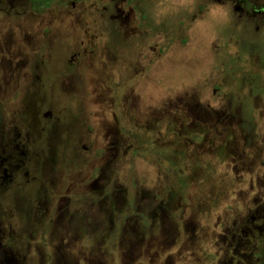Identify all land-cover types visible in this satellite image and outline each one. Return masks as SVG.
I'll list each match as a JSON object with an SVG mask.
<instances>
[{
	"label": "flooded vegetation",
	"instance_id": "af4514ba",
	"mask_svg": "<svg viewBox=\"0 0 264 264\" xmlns=\"http://www.w3.org/2000/svg\"><path fill=\"white\" fill-rule=\"evenodd\" d=\"M167 1L0 0V22L22 19L23 32H38L43 22L47 28L59 24L41 30L45 51L43 44L37 51L18 50L19 69L11 67L14 58L7 48L14 35L6 33L0 41V264H264V0H193L186 9ZM155 3L167 6L161 20L166 32L185 20L204 30L203 14L212 8L210 32L216 42L186 56H205L201 62L213 71L203 73L207 76L195 90L184 91L187 97L171 98L183 105L180 127L165 121V132L145 129L152 138L169 140L159 145L141 136L153 148L132 150L137 161L161 151L157 154L161 164L167 163V173L175 174L179 186L194 183L197 197L183 198L192 206L182 205L174 189L149 213L143 197H126L117 182L108 190L120 148L125 155L132 147L126 143L138 140L142 128L135 117L134 126L113 112V124L103 122L102 141L89 144L92 129L83 114L67 119L55 110L59 93L74 97L80 90L79 69L96 52L97 33H108L106 50L117 63L116 48L122 50L127 37L119 32L135 10L147 19L151 33L159 28L153 25ZM125 5L131 6L128 11ZM239 21L246 42L234 34ZM61 33L78 43L64 59L56 46ZM24 34L25 43L41 44ZM230 35L241 38L234 40L241 44L237 51L226 44ZM131 57L124 53V63ZM244 63L242 70H259V81L236 79L234 71ZM163 84L157 93L143 95L153 101L178 92ZM131 94L135 108L143 106L142 98ZM171 99L167 102L176 101ZM81 163L84 176L83 168L77 169ZM228 198V209L216 215ZM161 235L167 238L160 240Z\"/></svg>",
	"mask_w": 264,
	"mask_h": 264
},
{
	"label": "rangeland",
	"instance_id": "374dc122",
	"mask_svg": "<svg viewBox=\"0 0 264 264\" xmlns=\"http://www.w3.org/2000/svg\"><path fill=\"white\" fill-rule=\"evenodd\" d=\"M167 3H171L175 7H183L186 9L190 6L192 7L193 0H169ZM129 7L131 6L125 5L123 9L128 11ZM154 8L155 12H153L154 14L152 17L154 23H152L156 28L159 27L156 32H150V28H147V19L145 18L143 20L140 11L136 10L134 12V18L129 21V24L127 23V26L123 25V29L119 33H123L127 37L125 38L124 36L125 42L123 49L120 50V48H116V50H118L117 56L119 57L117 63L112 61V56L108 55L106 50L108 33H97L100 40L95 41L93 44L96 52L92 54L90 57L91 59L88 61L86 60L79 69L81 75L80 90H77L76 96L74 97H67L59 93V96L57 97V108L55 110L59 115H66L67 119L68 115L78 114V111H80L81 114H83L85 125L90 126L92 129L89 140H87L89 144L90 142L93 143L94 139L102 141V137L104 136L103 122L109 126L112 125L114 121L112 117L113 112L121 117L125 124L130 120L134 126L135 124L132 119L135 117L138 122L137 126L142 128L138 131V140L136 141L135 139L126 143L127 146L132 145V147L125 155L124 150L120 148V159L114 170H112L113 174L110 180L111 183L108 185V190H111L113 184L117 182V189L122 185L124 190L129 193L126 194V197L130 195L134 197H143V201L147 202V210L149 213H152L153 207H158L160 205V201L169 197V191L171 190L176 189L178 191L175 196L176 199L180 198L178 203L182 205L184 203L185 205L192 206L188 201L191 200V197L193 200L197 197L194 183L188 181V185L184 182V185L179 186L175 174H169L170 172L167 170V163L161 164L159 161V155L157 154L161 151L156 150L155 154H148L143 161L142 159L137 161L134 157V151L132 150L134 147H140L143 151L153 148V146L147 144L152 138V134H145V129L157 130L160 127L161 131L165 132V126L167 125L165 121L170 122L171 126H176L177 128L180 127L182 121H184L183 114L180 111V107L183 105L176 100L178 98H171H173L174 95H177L175 97L179 96V98L187 97L184 96L186 94L184 91H192L195 88V85H197V81H200L207 76L203 73H212L213 67L206 62H201L204 61L205 56L200 58L196 56L192 60L188 59L194 56L197 51H204L207 49L208 44L211 45L216 42V35L210 32L211 22L209 18L211 17L213 19L214 17L212 8H209V10L205 11L203 14L204 23L202 25H204V30L208 31L209 29V32L201 30V28H195L198 27L197 23L189 20H185V22H183L184 24L177 25L176 28L166 32L161 20L163 18L162 16H164V12H166L167 6L163 9L162 6L155 3ZM54 13L55 12H53V14ZM52 18L53 17H50L48 19L52 20ZM0 19H2V16H0ZM223 19L224 15L219 13V22L222 28V25L225 23V20ZM57 22L58 21L53 22L49 28H47L49 23L43 22V29L41 30H54L59 27ZM23 26L24 22L22 19L16 21L15 17L11 20L9 25L8 23L0 22V41L4 39V34L6 33L14 35L13 42L7 47L11 56L14 58L11 63L13 69H19V49L23 51V53H26L31 50L37 51V47L40 45L42 46V44L44 47L43 51L48 47V45L44 43L45 34L42 33L41 30L38 32L36 30L23 32ZM131 29L138 31L131 33ZM198 30H200V32ZM234 31V34L240 35L246 42V37L244 33H242V22H238ZM24 33H26V36H30L32 39L40 41L41 44L36 46L34 42L25 43L23 38L25 36ZM88 34L89 36L94 35L93 33ZM235 38L237 37L231 35L227 38L228 41L226 44L230 47L231 52L237 51V45H241L240 43L237 45L235 44ZM237 39L241 40V38ZM56 40V46H61L60 52L58 51V57L60 58L69 54L73 44H78L77 41H74L73 38L68 35V33L57 37ZM83 41H85V38ZM220 47L224 48L221 44ZM261 49V47L257 46L259 54ZM4 50L6 51L5 48ZM124 53L126 58L129 53L132 55L131 59L127 60L125 63L124 61L126 59L123 58ZM186 56H189V58ZM173 57H175V59H172ZM165 61L167 62L164 63ZM246 65L247 64L244 63L240 65L242 67H236L237 69L234 71L236 79H244V77L246 79H256V74H258L257 71L259 72V70H256V67L242 70ZM1 72L0 69V76L2 75ZM14 75H16V73H14ZM152 75L153 81L150 83L148 80L152 79ZM14 81L16 82V80ZM147 82L148 85L142 87V84L144 83L145 85ZM163 82L170 86L171 90L173 89L171 92H178L166 98L159 96L155 97L153 101H149L146 98L147 94L157 93L158 89L156 88L160 89V86L164 85ZM132 91L139 95L143 100V106L138 105V109L135 108L136 101L131 94ZM169 99L176 101L167 102ZM167 110H169L167 113L164 112ZM141 136L148 139L146 144L142 143L143 139H141ZM151 140L152 143L163 145L169 140V138L166 140L165 138L162 140L152 138ZM86 156L87 155H85V157ZM85 159V161L88 160L87 157ZM152 162L155 163V165H152ZM77 167V169L83 168V176L87 173L85 169L86 165L82 166L81 163V166ZM221 170L222 168L218 169V172L220 173ZM194 171L197 174L198 170L195 169ZM136 179H139V181ZM227 184L229 185L228 182ZM234 191L237 192L238 190L235 189ZM183 198H186L188 201L184 202ZM231 202L232 198H228L227 201L223 202L216 215L222 214L223 208L228 209L227 207L230 206ZM155 211H157V208ZM215 217L216 216L214 215L213 220ZM164 238L167 237L162 235L159 237L160 240H163Z\"/></svg>",
	"mask_w": 264,
	"mask_h": 264
}]
</instances>
